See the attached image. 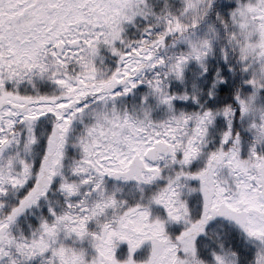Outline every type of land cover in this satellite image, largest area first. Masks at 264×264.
<instances>
[{"label":"snow or ice","instance_id":"6c2138e0","mask_svg":"<svg viewBox=\"0 0 264 264\" xmlns=\"http://www.w3.org/2000/svg\"><path fill=\"white\" fill-rule=\"evenodd\" d=\"M0 264H264V0H0Z\"/></svg>","mask_w":264,"mask_h":264}]
</instances>
